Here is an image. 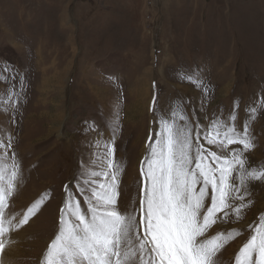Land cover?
I'll return each instance as SVG.
<instances>
[{"label":"rangeland","instance_id":"1","mask_svg":"<svg viewBox=\"0 0 264 264\" xmlns=\"http://www.w3.org/2000/svg\"><path fill=\"white\" fill-rule=\"evenodd\" d=\"M192 72L209 85L208 98L182 78ZM13 90L15 123L11 106L0 102V140L13 137L4 163L15 152L22 182L7 212L22 214L47 196L28 224L11 232L2 258L41 264L65 185L75 192L81 162H91L98 139H110L117 114L122 211L134 198L138 205L154 120L177 98H190L189 119L205 124L214 115L227 118L238 102L241 128L256 106L249 121L255 148L246 155L254 166L264 164V0H0V101ZM250 192L249 222L264 212V182ZM233 227L239 224L222 229ZM244 239L221 250L220 264H234Z\"/></svg>","mask_w":264,"mask_h":264},{"label":"snow or ice","instance_id":"2","mask_svg":"<svg viewBox=\"0 0 264 264\" xmlns=\"http://www.w3.org/2000/svg\"><path fill=\"white\" fill-rule=\"evenodd\" d=\"M182 78L209 97V85L199 73ZM7 97L0 102L11 106L15 123L19 93L13 90ZM185 104H191L190 98H177L167 115L155 118L141 161L138 205L134 198L124 211L119 206L124 165L116 158L117 114L110 139H98L91 162H81L75 192L65 185L57 232L41 264H220L218 254L240 236L245 239L234 264H264V212L251 222L245 219L254 203L250 185L264 182V164L254 166L246 155L255 148L249 121L258 109L248 110L249 120L241 128L238 102L227 118L214 115L206 124L193 123ZM12 146L13 137L0 140V264L11 232L28 224L47 196L42 194L22 214H8L22 182L15 152L10 164L4 163ZM228 224L239 227L223 230Z\"/></svg>","mask_w":264,"mask_h":264}]
</instances>
